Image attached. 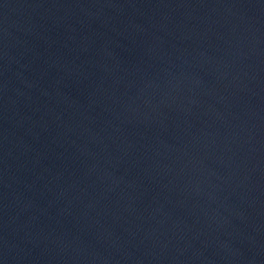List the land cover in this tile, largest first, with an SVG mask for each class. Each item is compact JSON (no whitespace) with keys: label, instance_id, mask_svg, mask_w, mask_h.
Masks as SVG:
<instances>
[{"label":"water","instance_id":"1","mask_svg":"<svg viewBox=\"0 0 264 264\" xmlns=\"http://www.w3.org/2000/svg\"><path fill=\"white\" fill-rule=\"evenodd\" d=\"M0 264H264V0H0Z\"/></svg>","mask_w":264,"mask_h":264}]
</instances>
